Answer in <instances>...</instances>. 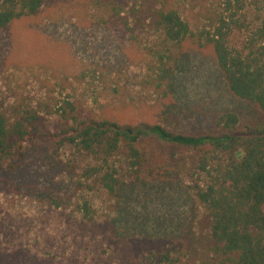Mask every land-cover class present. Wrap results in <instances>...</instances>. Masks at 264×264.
Wrapping results in <instances>:
<instances>
[{
    "label": "rangeland",
    "instance_id": "obj_1",
    "mask_svg": "<svg viewBox=\"0 0 264 264\" xmlns=\"http://www.w3.org/2000/svg\"><path fill=\"white\" fill-rule=\"evenodd\" d=\"M219 5L45 0L0 30V110L11 119L40 115L24 155L0 167V264H163L165 252H195L206 217L192 188V151H158L140 180L113 156L107 167L124 185L111 195L83 176L102 159L62 132L75 118H94L214 133L226 111L241 127L257 124L260 111L228 89L212 47L195 37L168 42L155 21L159 9L176 8L197 34ZM249 34L236 30L230 44L243 47ZM168 55L170 83L157 87L152 76ZM84 200L90 216L79 208Z\"/></svg>",
    "mask_w": 264,
    "mask_h": 264
},
{
    "label": "trees",
    "instance_id": "obj_2",
    "mask_svg": "<svg viewBox=\"0 0 264 264\" xmlns=\"http://www.w3.org/2000/svg\"><path fill=\"white\" fill-rule=\"evenodd\" d=\"M44 2L0 0V30L15 19L36 14ZM155 18L168 42L195 37L202 45H210L228 89L256 106L261 120L241 127L239 115L226 111L217 119V132L187 133L147 121L120 124L75 118L62 133L83 152L102 159L87 167L83 176L111 195L124 185L119 170L107 167L113 156H124L129 176L140 180L149 161L159 157L158 151H192L196 174L192 188L204 208L206 229L193 254L169 251L161 262L264 264V0H220L207 27L197 34L176 8H161ZM242 29L249 30L248 41L233 47L230 37ZM167 58L166 62L160 58L159 71L152 76L157 87L170 83L174 65L172 55ZM39 119L34 111L11 119L0 110V167L24 155V142ZM79 208L90 216L88 200Z\"/></svg>",
    "mask_w": 264,
    "mask_h": 264
}]
</instances>
